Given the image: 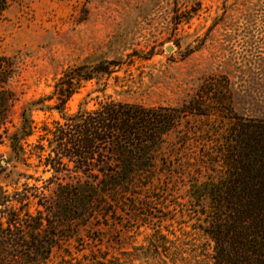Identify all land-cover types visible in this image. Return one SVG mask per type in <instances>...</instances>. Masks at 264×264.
<instances>
[{
  "label": "rangeland",
  "instance_id": "rangeland-1",
  "mask_svg": "<svg viewBox=\"0 0 264 264\" xmlns=\"http://www.w3.org/2000/svg\"><path fill=\"white\" fill-rule=\"evenodd\" d=\"M8 3L0 19V58L11 66L4 90L13 99L0 128L3 161L11 155L6 136L20 128L23 111L52 95L56 81L76 66L120 62L111 77L83 82L67 114L108 99L149 108L197 99L206 114L185 117L165 137L150 186L111 202L105 217L83 224L53 214L58 186L83 178L66 159L64 171L54 174L39 158L50 152L49 132L63 122L60 114L30 110L27 159L15 169L2 164L0 189L11 196L19 192L16 198L26 194L23 210L49 218L55 236L46 260L29 263L33 256L19 255L15 264H215L214 243L203 231L209 200L195 190L221 175L219 152L235 117L264 120V0ZM47 224L45 219L44 228ZM30 233H23V249L38 247L46 235L43 229Z\"/></svg>",
  "mask_w": 264,
  "mask_h": 264
},
{
  "label": "trees",
  "instance_id": "trees-1",
  "mask_svg": "<svg viewBox=\"0 0 264 264\" xmlns=\"http://www.w3.org/2000/svg\"><path fill=\"white\" fill-rule=\"evenodd\" d=\"M0 0V19L8 8ZM120 62L103 61L95 66L81 65L67 70L55 83L52 95L33 102L22 113L20 128L6 138L11 155L5 159L13 169L24 162L25 144L32 136L33 108L55 109L63 122L50 131V152L45 157L39 148L40 162L59 174L63 159L73 164L71 172L83 178L78 184H60L56 191L57 210L63 222L79 220L90 224L111 211V202L139 195L155 180L156 155L165 137L189 115H206L197 99L181 107H144L116 102H100L92 110L83 106L73 114L65 109L83 82L111 77ZM9 60L0 58V128L4 125L12 96L4 88L11 77ZM54 104L48 105L51 100ZM1 145V142H0ZM54 154V156H52ZM221 175L203 182L198 194L209 200L204 233L214 243L215 264H264V120L235 117L219 152ZM44 159V162L42 160ZM3 157L0 155V169ZM1 175V170H0ZM197 193V192H195ZM15 195L20 197V193ZM7 195L0 189V264H15L19 255L46 260L54 246L53 222L39 211L32 215L24 209L23 198ZM20 204V206H16ZM52 212L51 206H45ZM23 214V215H22ZM48 227L44 228V220ZM99 220V219H98ZM46 232L38 247L22 248L23 233ZM50 229V230H49ZM49 230V231H47ZM30 233L32 237L33 234Z\"/></svg>",
  "mask_w": 264,
  "mask_h": 264
},
{
  "label": "water",
  "instance_id": "water-1",
  "mask_svg": "<svg viewBox=\"0 0 264 264\" xmlns=\"http://www.w3.org/2000/svg\"><path fill=\"white\" fill-rule=\"evenodd\" d=\"M167 50L168 51H171L172 50V48L171 47H169V48H167ZM5 163V161H2V164H4Z\"/></svg>",
  "mask_w": 264,
  "mask_h": 264
}]
</instances>
